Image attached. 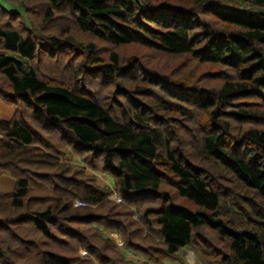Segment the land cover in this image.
I'll list each match as a JSON object with an SVG mask.
<instances>
[{
  "label": "trees",
  "instance_id": "obj_1",
  "mask_svg": "<svg viewBox=\"0 0 264 264\" xmlns=\"http://www.w3.org/2000/svg\"><path fill=\"white\" fill-rule=\"evenodd\" d=\"M15 1L0 264H264V0Z\"/></svg>",
  "mask_w": 264,
  "mask_h": 264
},
{
  "label": "rangeland",
  "instance_id": "obj_2",
  "mask_svg": "<svg viewBox=\"0 0 264 264\" xmlns=\"http://www.w3.org/2000/svg\"><path fill=\"white\" fill-rule=\"evenodd\" d=\"M229 5H234V6H245V4L243 2H239V1H236L234 3H231ZM0 8H5L6 10L8 11H18L21 13L22 16H25V11L23 9V7L21 6V4L15 0H0ZM16 113V109L14 108V112L12 114V116L9 118L11 119L12 117H14ZM16 116H19V117H23L24 120L29 123V124H32L34 125L35 127H37L39 130H42V125L36 121L29 113V111L26 110V113L24 116H21L20 115V111L18 110L17 111V115ZM74 159V158H73ZM76 160V159H74ZM87 173H92V171L90 169H87L86 170ZM96 173H98L100 179L102 180H107L106 176L104 174H101L100 172L96 171ZM111 198H114L116 200H118V197L116 195H112ZM77 201V200H76ZM114 235V234H113ZM115 238L117 239V241H119V237L117 235H114ZM182 251V250H181ZM184 257H185V260L189 263H193L194 260H195V253L194 251H192L190 248H184L183 251H182ZM189 256V259L186 255ZM165 264H180L179 262H175V261H172L171 259H166L164 261Z\"/></svg>",
  "mask_w": 264,
  "mask_h": 264
},
{
  "label": "crops",
  "instance_id": "obj_3",
  "mask_svg": "<svg viewBox=\"0 0 264 264\" xmlns=\"http://www.w3.org/2000/svg\"><path fill=\"white\" fill-rule=\"evenodd\" d=\"M14 112V106L0 97V119H9ZM15 185V178L8 173H0V190H12ZM186 255V254H185ZM189 259V256L186 255ZM190 260V259H189Z\"/></svg>",
  "mask_w": 264,
  "mask_h": 264
},
{
  "label": "water",
  "instance_id": "obj_4",
  "mask_svg": "<svg viewBox=\"0 0 264 264\" xmlns=\"http://www.w3.org/2000/svg\"><path fill=\"white\" fill-rule=\"evenodd\" d=\"M119 243H120V241H119Z\"/></svg>",
  "mask_w": 264,
  "mask_h": 264
},
{
  "label": "built area",
  "instance_id": "obj_5",
  "mask_svg": "<svg viewBox=\"0 0 264 264\" xmlns=\"http://www.w3.org/2000/svg\"><path fill=\"white\" fill-rule=\"evenodd\" d=\"M78 202V201H77Z\"/></svg>",
  "mask_w": 264,
  "mask_h": 264
}]
</instances>
